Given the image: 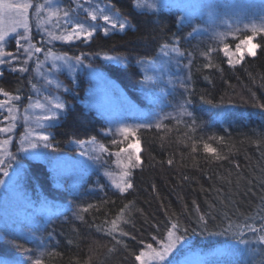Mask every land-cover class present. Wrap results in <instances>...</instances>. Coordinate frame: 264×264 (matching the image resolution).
I'll use <instances>...</instances> for the list:
<instances>
[{
    "label": "trees",
    "instance_id": "16d2710c",
    "mask_svg": "<svg viewBox=\"0 0 264 264\" xmlns=\"http://www.w3.org/2000/svg\"><path fill=\"white\" fill-rule=\"evenodd\" d=\"M108 1L131 27L108 36L97 32L90 42L60 45L59 50L72 56L114 54L121 57L127 66L100 60L93 64L107 72L135 104L146 107L148 99L142 90L144 77L138 63L153 60L164 44L171 46V42L183 39L187 29L166 9L141 11L136 8L135 0ZM256 43L261 45L256 56H246L235 68L228 65L221 51L212 54L209 62L196 58L191 68L189 96L194 123L169 119L159 129L141 130L144 163L133 171L134 189L120 195L108 187L91 199L89 203L95 207L82 213L83 220L44 222L47 227L42 237L51 243V249L42 264H138L135 255L146 244L164 240L167 228L177 220L180 228L177 234L184 235V241H191L195 247L192 250L204 252L218 245L227 247L228 252L210 260L211 264H264V245L257 242L258 234L247 229L244 237L233 235L232 231L219 234L229 221L234 226L245 222L264 224V112L257 106L264 104V35ZM209 63L212 67H205ZM34 82L31 72L21 75L4 70L0 89L11 95L19 94L25 102ZM87 86L85 79L75 88L69 84L75 96H65L69 108L51 130L52 142L60 153L67 152L73 141L92 137L107 141L102 135L103 120L78 101ZM204 143L225 158L216 160L214 155L205 153ZM169 160L173 161L171 165ZM27 163L28 182L45 201L66 206L78 200L53 185L45 164ZM125 204L132 206V222L125 225L120 220L118 223L130 236L117 235L121 241L117 244L107 235V230ZM206 214L207 231L197 226L198 215ZM129 218L126 212L123 219ZM12 222L14 227L18 226L16 220ZM184 228L188 229L187 233ZM241 238L248 243H239ZM16 243H22L29 251L20 252ZM238 245H243L242 249L236 250ZM36 256L35 246L19 235L8 233L0 238V259L9 264L17 258L30 262Z\"/></svg>",
    "mask_w": 264,
    "mask_h": 264
},
{
    "label": "rangeland",
    "instance_id": "374dc122",
    "mask_svg": "<svg viewBox=\"0 0 264 264\" xmlns=\"http://www.w3.org/2000/svg\"><path fill=\"white\" fill-rule=\"evenodd\" d=\"M7 2L13 4L32 3L33 8L29 9L28 16L33 42H42V40L47 39L44 33L38 31L35 16V5L43 3L44 0H7ZM96 2L100 3L101 6L109 4L108 0H96ZM69 3L70 0H55V4L61 8L67 7ZM148 4H152L153 7L149 8ZM135 6L141 11L166 9L177 17L184 29H187L183 33V39L178 41L181 51L185 52L184 57L173 58L174 54L170 50L169 55L165 56L162 48L152 60L155 61L152 68L147 64L142 67L141 63H138L143 73V81H145L146 77H151L152 80L158 82L157 85H145L142 83L143 93L148 99L146 107L135 104L107 72L94 66L95 60L124 66L122 63L105 61L103 59L105 55L118 57L114 54L87 56V59H85V65L91 63L95 69V73L100 74L99 78L87 67L78 68L74 73H69L63 68L57 72L51 69L50 61L45 62L43 69L38 71L34 62L35 57H33V60L28 65V72H31L33 75L36 85V89H31L32 100L26 99L24 102L21 99L20 101H16L13 99L14 95L10 94L9 97L0 95V101H7L0 108V121H3L4 117L9 115L7 112L8 108H17L15 113L17 116V127L12 133H0V140L7 139L10 136L13 143L7 146V151L9 153H16L19 157V161L12 162V167L8 169L9 176L5 177L3 172H0V180L6 181L5 184L0 185V238H3L8 233H15L23 239L30 241L36 248V259H40L42 262L51 249V243L42 237L47 227V224L44 222L49 223L50 221L66 220L68 218L80 220L74 215L78 208L89 204L91 199L102 194L108 187L117 191L113 186L114 182L119 181V173L121 171V166L117 163V160L120 159L126 162L127 154L121 153V157L117 158L114 153L118 152L121 147H127L129 141L132 140L129 137V140L126 141L122 136L115 134L117 122L132 125L146 118L153 121L160 118L161 125L169 119L189 124L193 122V115L192 117L179 115L178 105H184L187 101V110L191 112L189 96L191 94L192 81L190 74L195 59H199L200 57L209 62L211 55L217 51H221L224 44H228L230 50L234 52L240 40L253 35L251 31L253 24L258 27L264 24V0H135ZM119 16L122 21H126V29L130 28V23L120 14ZM16 19L17 17L14 13L8 14L0 22V27L11 28L15 24ZM80 19H84L83 14L80 15ZM228 24L232 25L231 29L228 28ZM49 27L50 25H45V28ZM237 27L240 29L239 31H236ZM194 28L199 31L193 36H189L188 34ZM19 31H22V29H19ZM55 31L59 32L60 30L55 29ZM112 32L120 31L110 29L109 33ZM223 32H227L228 35L221 41L215 34ZM260 35H264V33L256 34V40ZM78 42L81 41H74L72 43ZM64 44L71 43L61 41H54L51 44L44 43V52L36 55L41 61H44L47 49L49 48L56 54H64L59 50V46ZM37 46H41L40 43H37ZM6 48L15 51L14 34L9 36ZM210 49L213 51H211L210 55H207L206 53ZM221 52L223 53V51ZM246 56L247 54H245ZM177 59H179V63H177ZM169 60H171L170 63ZM155 68H163V72H154ZM0 70L11 71V66L5 64L0 67ZM45 72L47 78L53 80L52 85L47 84L45 76L42 74ZM81 79H85L88 86L83 98H79L78 101L86 106L87 109L93 110L103 120L105 128L102 135L108 131L110 125L112 126L113 134L103 135L107 138L106 142L96 139L95 144H89L87 141L90 139L82 140L85 142L83 147H81L80 141H73L69 145V150L63 153L59 151L52 152L50 149H44L42 146L36 150L42 155L35 158L31 151L28 153L19 152L20 137L28 128H34L36 131L49 134L52 141V127L58 124L65 116L70 105L65 96H75L73 89L65 92L64 88H69V84L71 83L74 88L79 86ZM177 80L186 81L188 84L187 90L178 85L173 86V82ZM57 84H60L61 87L58 88ZM57 97L67 105L64 112L60 113L58 120L55 122L37 121L35 117L43 115L42 110L39 108H29L28 115L30 116V121L28 125L24 124L23 109L25 107H29L30 103H35L39 100L40 103L48 108L50 107L49 101H54ZM167 114H171V116L168 117ZM172 117H175V119ZM10 122L8 121L7 123ZM7 123H1L0 127L7 126ZM40 123H43L45 127L40 128ZM139 132L137 133L138 138ZM113 139H116L118 143L112 144L111 141ZM101 143L108 148V153H101L99 151V144ZM52 145L54 147L53 142ZM81 153H84V155H81ZM90 155H100L102 157L101 162L94 163L89 159ZM3 156L4 153L0 152V158ZM28 161H38L45 164L50 171L53 185L58 189L67 191L69 194L77 197L78 200L68 203L66 206L58 203L52 205L49 200L45 201V198L40 196V193L34 189L32 183L28 182L26 171ZM98 185L102 186L103 190L97 188ZM49 204L51 205L48 206ZM13 220H16V223H18L16 227L19 228L13 226L15 225L12 222ZM166 240L167 237L162 241H155L153 247L159 248V244L166 242ZM190 242L189 240L182 241L177 245L168 257L172 261V264H211L210 260L228 252V250L220 248V250L212 249L202 253L192 250L189 247ZM242 247L243 245H238L235 248L236 250H240ZM143 251L148 250L145 248Z\"/></svg>",
    "mask_w": 264,
    "mask_h": 264
},
{
    "label": "snow or ice",
    "instance_id": "6c2138e0",
    "mask_svg": "<svg viewBox=\"0 0 264 264\" xmlns=\"http://www.w3.org/2000/svg\"><path fill=\"white\" fill-rule=\"evenodd\" d=\"M138 6V5H137ZM149 8H152V4H148ZM33 8V4L30 2L13 4L7 2V0H0V22L3 21L4 17L8 14L14 13L17 17L15 24L11 28L0 27V67L7 64L11 66L12 72H19L21 74L29 71V62L33 60L35 57V65L37 70H41L44 67V63L50 61L51 69L59 72L62 68L66 69L69 73H74L78 68L87 67L91 69L95 73V69L92 64L89 63L85 65L84 61L87 59L85 54L78 56H70L67 53L64 54H56L53 52L51 48L47 49V54L44 57V61H41L36 54L44 52L43 44H51L54 41H61L64 43H72L74 41H82V42H90L94 35L97 32H102L104 36L109 35V30L124 32L126 29V21H122L120 19L119 13L114 12V5L105 4L101 6L100 3L96 2V0H70V3L67 7L61 8L60 6L55 4V0H44L43 3L35 5V16H36V27L39 32L44 33L47 37L46 40L38 41L41 46H37V43L33 42V37L31 35V26L29 24V9ZM62 13V15H61ZM83 14L84 19H80V15ZM54 20V23H53ZM90 21V22H89ZM227 23V21H225ZM45 25H50L49 28H45ZM247 27V26H246ZM228 28L231 29L232 25L228 24ZM22 29V31H19ZM55 29H59L57 32ZM240 29L237 27L236 31ZM198 29H193L189 36H193L197 33ZM251 31L253 35L247 36L244 39L240 40L239 44L236 45L235 51L230 50V46L228 44H224L221 51H223L224 56L227 58V63L229 66L235 68L236 65L242 64L245 58V54L249 57H255L257 54V50L261 47L259 43L254 42L256 40V34L264 33V24L261 26H256L253 24L251 26ZM15 35V51L8 50L6 48V44L8 42V38L10 35ZM216 37L223 41V39L228 35L227 32L216 33ZM178 41L171 42V47L169 44H164L162 46L164 55H169V50L174 54L173 58L184 57L185 52L181 51L178 46ZM209 50L207 55L211 54ZM235 57V59H234ZM105 61H114L117 63H122L124 66H127L126 61L122 60L120 57L105 55L103 57ZM59 62V63H58ZM171 60H169V63ZM141 66L143 67L147 64L150 68L153 67L155 61H140ZM177 63H179V59H177ZM205 67H212V64H206ZM154 72H163V68H155ZM45 76L46 82L48 85H52L53 80L51 78H47V74L42 73ZM99 78L100 74L95 73ZM3 76V71L0 70V77ZM145 85L152 84L157 85L158 82L152 80L151 77H146L145 81H143ZM178 85L179 87L187 90L188 84L186 81L177 80L173 82V86ZM31 87L36 89V85L32 84ZM57 87H61L60 84H57ZM37 91H39L37 89ZM65 92L71 91V89L65 87ZM0 95L4 97H9L10 93L0 89ZM47 98V97H46ZM13 99L16 101L21 100V96L16 94L13 96ZM28 100L31 101V95L28 97ZM205 103H211V101H204ZM7 101H0V108L3 107V104H6ZM187 101L184 105H178L179 115L180 116H188L192 117V113L187 110ZM50 107L46 108V106L37 100L35 103H30L29 107H25L23 109V122L25 125L29 124L30 116L28 115L29 108H39L42 110L43 115H39L35 117L37 121H48L55 122L58 120L60 113L64 112L67 105L65 102H62L59 97H57L54 101H49ZM215 107V105H213ZM262 112H264V104L257 105ZM17 108L10 107L7 109L8 116L4 117L3 121L0 123H7V126L0 127V133H12L13 130L17 127V116H16ZM168 117L171 114H167ZM175 119V117H172ZM194 123V121H193ZM51 126V125H49ZM160 118H157L155 121L150 119H144L139 121L138 123L128 125L117 122L115 126V134L123 137L124 140H129V137L132 138L131 141L127 144V147H121L118 152H115L114 155L117 158L121 157V153H126L127 158L126 162L118 159L117 163L121 166V171L119 173V181L114 182V188L119 192L120 195H125L129 192V190L134 189V183L132 180L133 171L137 168H140L144 161L141 158V142L137 137V133L141 129H151L153 127L159 129L161 127ZM40 128H44L45 125L43 123L39 124ZM112 126H109L108 131L104 132L103 135H112ZM210 139H220L217 137H210ZM12 138L9 136L7 139L0 140V152L4 153V156L0 158V172H3L5 177L9 176L8 169L12 167V162H18L19 157L16 153H9L7 151V146L12 144ZM81 147L84 145V141L79 142ZM89 144H95L96 138L92 137L89 141ZM112 144H117L118 141L113 139L111 141ZM44 149H50L52 152H56L57 149L53 147L52 141L50 140V135L45 134L44 132L36 131L34 128H28L24 134L20 137L19 140V152H32L35 157L42 155L37 152L40 147ZM196 146L192 145V151L195 152ZM203 150L205 153H209L215 156L216 160L224 159L220 155L216 154V149L213 148L210 144L204 143ZM99 151L101 153H108V148L105 147L104 144H99ZM84 155V153H81ZM89 159L94 163H99L102 160L100 155L89 156ZM172 160L168 161V164H172ZM185 180L188 177H184ZM6 181L0 180V185L5 184ZM100 190L102 186H97ZM153 190L155 191V186L153 185ZM95 207L94 204L89 203L84 207H80L76 210L74 215L83 220L84 216L81 213H88L90 209ZM99 210V209H97ZM132 211V206L130 204H125L123 208L120 210V215L117 219L111 222V228L107 230V235H109L117 244H120L121 241L117 239V235L120 237L130 236V233L126 231L124 228L119 226L118 221L123 220L125 225L132 222L130 213ZM126 212L129 214V219H123ZM214 218V217H213ZM134 226V223H133ZM197 226L207 231L209 227V218L206 215H198L197 217ZM244 229H247L251 233L258 234L257 242L261 245H264V224L260 226L255 225L254 223L245 222L242 226H234L230 221L223 229V232L219 234H226L229 231H232L233 235H239L240 237H244L245 232ZM99 231V229H98ZM180 231L179 221L171 223L170 227L167 228V240L166 242L160 243L159 248H154L152 243H148L145 245L148 251H140L139 254L135 255V260L139 262V264H172V261L168 259L173 250L185 240L184 235H178L177 232ZM184 233H187L188 229H183ZM34 235V234H33ZM133 239L135 237H132ZM155 240V237H153ZM241 244H247L248 241L241 238L239 241ZM15 247L22 253H27L29 250L24 247L22 243H16ZM110 252L114 251V249H110ZM0 264H9V261L0 259ZM12 264H42L40 259H34L30 262H27L25 259H14Z\"/></svg>",
    "mask_w": 264,
    "mask_h": 264
},
{
    "label": "bare ground",
    "instance_id": "6f19581e",
    "mask_svg": "<svg viewBox=\"0 0 264 264\" xmlns=\"http://www.w3.org/2000/svg\"><path fill=\"white\" fill-rule=\"evenodd\" d=\"M195 61H196V59H195ZM199 61H207V60H205V59H203V58H200L199 57ZM194 64V63H193ZM190 77H191V81H192V76H191V74H190ZM192 113V112H191ZM74 220V219H73ZM189 247H191V248H195V247H192L191 246V243L189 244ZM220 248H224L225 250H227V247L225 246V245H218L215 249H219L220 250ZM196 251H199V250H196ZM200 252V251H199ZM205 252H207V251H204V252H202V253H205Z\"/></svg>",
    "mask_w": 264,
    "mask_h": 264
}]
</instances>
